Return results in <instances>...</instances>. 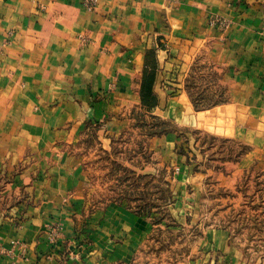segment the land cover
Instances as JSON below:
<instances>
[{"label":"crops","instance_id":"obj_1","mask_svg":"<svg viewBox=\"0 0 264 264\" xmlns=\"http://www.w3.org/2000/svg\"><path fill=\"white\" fill-rule=\"evenodd\" d=\"M160 41L156 108L247 143L245 160L264 156V0H97L93 9L0 0V264H130L137 255L151 223L124 201L86 209L79 149L93 119L141 105L147 54ZM198 61L221 73L226 97L195 109L183 82ZM160 141L169 158L173 141L152 139L156 150ZM201 241L215 264H264L221 227Z\"/></svg>","mask_w":264,"mask_h":264},{"label":"rangeland","instance_id":"obj_2","mask_svg":"<svg viewBox=\"0 0 264 264\" xmlns=\"http://www.w3.org/2000/svg\"><path fill=\"white\" fill-rule=\"evenodd\" d=\"M163 43L149 50L155 63ZM157 69L156 64L147 88L153 94L152 106L141 102L124 107L104 121L93 119L81 133L86 209L124 201L148 218L151 232L130 264H215L212 258L204 259L205 246L200 244L206 230L214 227L225 229L241 251L264 261V156L245 160L247 143L183 125L156 108ZM167 80L162 84L169 85ZM183 85L195 109L226 97L221 73L203 61L190 66ZM100 122L109 139L103 145ZM166 136L174 143L169 158L164 155L169 147L160 141L156 150L152 143ZM47 229L49 241L56 243L62 224L53 222Z\"/></svg>","mask_w":264,"mask_h":264},{"label":"trees","instance_id":"obj_3","mask_svg":"<svg viewBox=\"0 0 264 264\" xmlns=\"http://www.w3.org/2000/svg\"><path fill=\"white\" fill-rule=\"evenodd\" d=\"M156 63L151 59V56L148 52L147 54V63L146 67L143 71L142 79H141V87H140V97H141V102L146 105V106H152L154 100H151L153 98V94H150L147 92V88L150 85V82L153 80V73L155 70ZM195 106L198 107H203V104H199Z\"/></svg>","mask_w":264,"mask_h":264},{"label":"built area","instance_id":"obj_4","mask_svg":"<svg viewBox=\"0 0 264 264\" xmlns=\"http://www.w3.org/2000/svg\"><path fill=\"white\" fill-rule=\"evenodd\" d=\"M97 3V0H82V4L88 9H93Z\"/></svg>","mask_w":264,"mask_h":264}]
</instances>
